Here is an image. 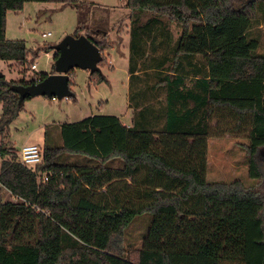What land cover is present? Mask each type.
<instances>
[{
	"label": "trees",
	"instance_id": "16d2710c",
	"mask_svg": "<svg viewBox=\"0 0 264 264\" xmlns=\"http://www.w3.org/2000/svg\"><path fill=\"white\" fill-rule=\"evenodd\" d=\"M26 1L74 7L72 35L82 33L100 51L97 66L105 63L108 11L90 0H0V60L32 63L36 49L4 37L5 12ZM124 6L130 122L90 114L46 123L40 159L29 165L0 142V264H264V51L256 50L264 0ZM46 74L0 76V136L22 102L8 86ZM240 99L249 101L234 108L250 115L241 147L251 183L207 181V116ZM3 188L13 201L1 200ZM144 213L139 244L126 248L124 229Z\"/></svg>",
	"mask_w": 264,
	"mask_h": 264
},
{
	"label": "rangeland",
	"instance_id": "374dc122",
	"mask_svg": "<svg viewBox=\"0 0 264 264\" xmlns=\"http://www.w3.org/2000/svg\"><path fill=\"white\" fill-rule=\"evenodd\" d=\"M97 6H105L109 29L106 41L110 45L103 50L106 61L99 67L104 80L96 82L94 75L86 69L73 67L69 70V89L73 99L50 98L34 95L22 100L16 116L8 123L0 142L12 145L14 153L23 143H38L46 123L78 120L90 114H112L123 122L129 120L126 108V53L128 40V12L125 0H90ZM77 12L71 6H59L52 1H26L17 10H7L4 17V37L21 39L34 51L32 59L35 69L27 64L0 60V72L6 79H28L34 73H48L51 69L53 49L63 35L73 33ZM172 26V25H171ZM259 43L257 51H264V26L259 21ZM49 35L41 36L43 32ZM82 34V33H80ZM46 47V50H44ZM248 100H229L228 104L213 107L208 114L205 179L207 181H237L247 186L251 179L247 175L245 155L241 145L246 141L249 128V113L241 114L234 107H243ZM39 144V143H38ZM260 167L264 174V152L260 153ZM5 191V190H3ZM13 196L4 201H13ZM149 222V214L134 216L123 232L126 248L137 246Z\"/></svg>",
	"mask_w": 264,
	"mask_h": 264
},
{
	"label": "water",
	"instance_id": "95a60500",
	"mask_svg": "<svg viewBox=\"0 0 264 264\" xmlns=\"http://www.w3.org/2000/svg\"><path fill=\"white\" fill-rule=\"evenodd\" d=\"M51 48L56 53L52 62L53 72L47 73L38 81L26 84L12 83L8 86V89L17 94V103L21 102L24 97L34 95L57 99L73 95L67 83L68 70L73 67L86 69L88 73L100 72L97 66L100 51L83 34L76 36L65 34Z\"/></svg>",
	"mask_w": 264,
	"mask_h": 264
},
{
	"label": "built area",
	"instance_id": "2783aa9c",
	"mask_svg": "<svg viewBox=\"0 0 264 264\" xmlns=\"http://www.w3.org/2000/svg\"><path fill=\"white\" fill-rule=\"evenodd\" d=\"M46 35H49L48 31L41 33V36H46ZM28 68L30 70H34L35 64L31 63ZM16 152H17L18 161L24 165L36 163L40 159L38 146L36 143H32V142L23 143L20 145V147L17 149ZM39 179L45 180L46 175H41Z\"/></svg>",
	"mask_w": 264,
	"mask_h": 264
},
{
	"label": "crops",
	"instance_id": "0c3cea01",
	"mask_svg": "<svg viewBox=\"0 0 264 264\" xmlns=\"http://www.w3.org/2000/svg\"><path fill=\"white\" fill-rule=\"evenodd\" d=\"M127 54V53H126ZM125 57H126V55H125ZM127 76H128V74H127V71H126V78H127ZM68 79H70V77L68 76ZM126 108H127V110H128V113H129V120L127 121V122H123L121 119H120V117H118V119L120 120V122L122 123V124H124V125H128L129 124V122H130V118H131V109L127 106V100H126ZM116 116V115H115ZM209 122H208V116H207V119H206V125H207V133H208V131H209V124H208ZM41 140H42V137H41V139H40V141L39 142H41ZM38 142V143H39ZM3 190H5V191H3ZM10 196H12V194L8 191V190H6V189H2L1 190V200L2 201H4V198H7V197H10Z\"/></svg>",
	"mask_w": 264,
	"mask_h": 264
}]
</instances>
